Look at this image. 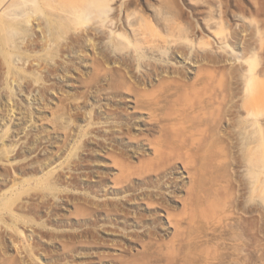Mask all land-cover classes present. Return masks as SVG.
<instances>
[{
	"label": "rangeland",
	"instance_id": "1",
	"mask_svg": "<svg viewBox=\"0 0 264 264\" xmlns=\"http://www.w3.org/2000/svg\"><path fill=\"white\" fill-rule=\"evenodd\" d=\"M5 1L0 264H264V0Z\"/></svg>",
	"mask_w": 264,
	"mask_h": 264
},
{
	"label": "bare ground",
	"instance_id": "2",
	"mask_svg": "<svg viewBox=\"0 0 264 264\" xmlns=\"http://www.w3.org/2000/svg\"><path fill=\"white\" fill-rule=\"evenodd\" d=\"M9 0H6L5 2H8ZM2 2H4V0H0V18H1V16H3L5 13H3V11L1 10V3ZM103 3H102V1H100V2H97L96 3V5H94V6H91V7H87V8H85L84 10H82V8L81 9H75V8H70V10L68 11L67 9H65V11L67 10L68 11V13H67V15H68V18L69 19H73V17L74 18H76L80 23H82V25H83V23L85 24V22H87L88 20H90L94 15H103V13H104V8L103 7H101V5H102ZM128 4V3H127ZM73 5V4H72ZM71 6V5H70ZM80 6H82V5H80ZM90 6V5H89ZM123 6V5H122ZM127 6V5H126ZM4 8V7H3ZM68 8V7H67ZM5 9V8H4ZM110 7L106 10L107 12H108V10L110 11ZM31 11V10H30ZM63 12V11H62ZM127 12V11H126ZM33 13V12H32ZM183 14V13H182ZM141 15V14H140ZM135 16V15H134ZM67 17V16H66ZM130 17V16H129ZM128 17V18H129ZM30 18V17H29ZM128 18H126V20H128ZM221 18V17H220ZM131 19H132V17H131ZM130 19V22L132 21ZM133 19H134V17H133ZM40 20V19H39ZM114 19H112V21H113ZM140 20V19H139ZM221 20V19H220ZM111 21V22H112ZM115 21V20H114ZM31 22V21H30ZM29 22V23H30ZM139 22V21H138ZM221 22V21H220ZM123 24H124V26L127 24L126 23V21H125V19L123 20V22H122ZM122 23H121V25H122ZM133 23V22H132ZM132 23H129V24H132ZM141 23H143L142 22V20H141ZM145 23V22H144ZM168 23V22H167ZM223 24V23H222ZM7 25H9V23H6V24H2V26H1V29L2 28H6L5 26H7ZM109 25H110V19H109ZM112 25H114V24H112ZM142 25V24H141ZM145 25V24H144ZM224 25V24H223ZM39 26V28H41L40 27V25H38ZM84 26V25H83ZM129 26V25H128ZM139 26H140V23H139ZM147 26V25H146ZM149 26V25H148ZM154 26H156V25H154ZM141 28H142V26H140ZM144 27V26H143ZM181 27V26H180ZM38 28V27H37ZM145 28V27H144ZM148 28V27H147ZM135 29H136V27H135ZM135 29L133 28V30L135 31ZM140 29V28H139ZM149 29V28H148ZM156 29V28H155ZM166 29V28H165ZM40 30V29H39ZM41 30H44V29H41ZM127 30V29H126ZM147 30V29H146ZM150 30V29H149ZM160 30V29H159ZM137 32H135V34L134 35H136V33H138L139 34V32L140 31H138V29L136 30ZM45 32V31H44ZM144 32H147L148 33V36L147 35H145V37L144 36H142V35H140L141 36V39L139 40V44H137V43H134L135 45L133 46V48H134V53L133 52H123V51H121V60L123 61V63L125 64V66H126V69L127 70H125L124 72H123V70H122V72H121V78H124L125 77V79H123V80H126L127 81V79H126V77H129V79H130V77H132V75H129L128 76V73L129 72H131L132 71V73L133 72H135V70H134V68L136 67V64L137 63H139V62H137V61H139V56H136V54H135V52L136 51H139V49L142 47V48H144L147 52L149 51L150 53H154V52H156L155 51V48H154V46H155V43L157 42H155L154 41V39H152V37H151V34H150V32L151 31H143V33ZM155 31H153V33H154ZM142 33V31H141V33L140 34H143ZM146 33V34H147ZM41 34H42V32H41ZM137 34V35H138ZM155 34V33H154ZM45 35V34H44ZM48 35V34H47ZM136 35V36H137ZM170 35H171V33H170ZM116 37H120V39H121V50H123V47H122V45H123V40H125L126 38H128V39H130L124 32H122V30H121V32H117L116 33V35H115ZM88 37H90V36H88ZM151 37V38H150ZM203 37V36H202ZM206 37V36H205ZM225 37H226V35H225ZM156 38H157V36H156ZM222 38V37H221ZM45 39V38H44ZM43 39V40H44ZM90 39V38H89ZM118 39V38H117ZM117 39H116V41H117ZM227 39V38H226ZM127 40V39H126ZM47 41V40H46ZM130 42H128V43H130V44H133V42H132V40L130 39L129 40ZM199 42H200V40H198ZM202 41H203V39H202ZM155 42V43H154ZM173 43V42H172ZM177 43V42H176ZM221 43V42H220ZM46 44V43H45ZM172 45V44H171ZM193 45V44H192ZM199 45V44H198ZM139 46V47H138ZM208 46V45H207ZM211 45H209V47H210ZM44 47V46H43ZM125 47V46H124ZM176 48H178V49H181L182 50V52L183 51H185V47L183 46V45H176L175 46ZM225 47V46H224ZM224 49V48H223ZM219 50V49H218ZM225 50V49H224ZM123 52V53H122ZM201 54H199V55H202L203 57L202 58H204V57H209L210 59L212 58V57H214L215 55L214 54H212V53H210V51H203V52H200ZM138 54V53H137ZM250 54V53H249ZM257 54H255V56H256ZM254 56V54H251L250 55V57H248V56H246L245 58H247L248 57V59H245L246 61H248V63L250 62L249 60H251V57H253ZM216 58H218L217 56H216ZM204 59H206V58H204ZM213 59V58H212ZM254 59V58H253ZM213 60H216V59H213ZM238 60V59H237ZM244 59H242V62L245 64V61ZM204 61V60H203ZM208 61V60H207ZM212 61V60H211ZM252 61V60H251ZM137 62V63H136ZM215 62V61H214ZM254 63V62H253ZM250 64H251V62H250ZM148 67H146L143 71H141L140 73L141 74H139V76H135V81L133 82V83H135L134 85H136V86H139V85H146V84H148V83H152V77H153V75L154 74H158L159 73V71H161L160 69H162V70H164V66L162 65V63H158V62H150V63H148ZM246 65V68H247V65H248V70H247V72L249 73V72H251L250 70L251 69H253V67H252V64L251 65H249V64H245ZM250 67H252L251 69H250ZM38 68V67H37ZM245 68V67H244ZM140 70V69H139ZM245 69H243V71H244ZM12 71V70H11ZM253 71V70H252ZM169 72V71H168ZM243 73H246V71L245 72H243ZM248 73H246L244 76H247V74ZM179 75V74H178ZM182 75V74H181ZM207 75V74H206ZM249 75H252L251 73H249ZM256 75V74H255ZM258 75V74H257ZM9 76V75H8ZM13 75H11V77H12ZM138 77V78H137ZM212 77V76H211ZM252 77V76H251ZM159 78V77H158ZM248 78H249V76H248ZM254 78V77H253ZM14 79H15V76H14ZM14 79H13V81H14ZM180 79V78H179ZM178 79V80H179ZM245 79V78H244ZM11 80H12V78H11ZM16 80V79H15ZM123 80L121 79V81H122V83H123ZM177 80V81H178ZM246 80H247V78H246ZM249 80H252V78H249L248 79V81ZM214 81V80H213ZM254 81H255V79H254ZM215 82V81H214ZM251 82V81H250ZM126 82H124L123 84H125ZM128 84V83H127ZM139 84V85H138ZM180 84H182V83H180ZM192 84H193V82H192ZM254 84V83H253ZM122 85V84H121ZM143 85V86H144ZM245 85V84H244ZM248 85V84H247ZM128 87V86H127ZM248 87V86H247ZM129 89H130V91L132 92V87H130V84H129V87H128ZM128 89V90H129ZM215 89V88H214ZM144 90H145V88H144ZM139 92H141V91H143V89L140 91V90H138ZM147 89L145 90V94H143V93H141V95L143 94V96H146V97H143V99L145 98H148V94L151 92H148V94H147ZM139 92H137L138 93V95L140 96V94H139ZM123 92L121 91V94H122ZM153 94V93H152ZM148 95V96H147ZM155 95V94H154ZM213 95H215V94H213ZM212 95V96H213ZM188 96V95H187ZM150 97L151 96H149V99H150ZM214 97V96H213ZM216 97V96H215ZM141 99V98H140ZM143 99H141V100H143ZM148 99V100H149ZM213 99V98H212ZM131 100V99H130ZM152 100V99H151ZM249 100V99H248ZM146 101V100H145ZM154 101V100H153ZM216 101V100H215ZM149 102V101H148ZM246 102H248V101H246ZM141 102H136L135 104V109H137L138 107H140V104ZM150 104V103H149ZM258 104V103H257ZM148 105V104H147ZM245 105H247V103H245ZM249 105V104H248ZM146 106V105H145ZM257 106V105H256ZM147 107V106H146ZM175 107V106H174ZM245 107V106H244ZM193 108V107H192ZM247 108H251V106L249 107H247ZM258 109V108H257ZM175 111L174 112H176V109H174ZM193 110V109H192ZM254 110H255V108H254ZM133 111L135 112V110L133 109ZM199 111H200V108H199ZM248 111H249V109H248ZM261 111V110H260ZM140 112V111H139ZM136 113V112H135ZM197 113H198V111H197ZM260 113V112H259ZM258 113V114H259ZM131 114V113H130ZM177 114V113H176ZM176 114H174V115H176ZM185 114V113H184ZM196 114V113H195ZM194 114V115H195ZM198 115H199V113H198ZM257 114L255 113V115H254V117L256 116ZM171 116V115H170ZM183 116V115H182ZM259 118H260V116H258ZM255 119H257L256 117H255ZM255 121V120H254ZM260 122V120L258 119V123ZM172 125H174V124H172ZM259 125H260V123H259ZM175 126V125H174ZM179 126V125H178ZM257 126V125H256ZM168 127L169 126H166L165 128L168 130ZM172 127V128H171ZM175 127H177V126H175ZM259 127V126H258ZM169 128H171L172 129V132L173 131H178V130H173V126H170ZM250 128V127H249ZM260 128V127H259ZM163 129H164V127H163ZM170 129V130H171ZM177 129V128H176ZM250 129H252V128H250ZM249 129V130H250ZM157 130V129H156ZM160 133V132H159ZM175 133V132H174ZM166 134V133H165ZM253 137H255V136H253ZM166 139H167V137H166ZM165 139V140H166ZM248 139V138H247ZM158 140V139H157ZM157 140H155V141H157ZM162 140V139H161ZM160 140V138H159V142L161 141ZM167 140H169V139H167ZM258 140V139H257ZM170 142V141H169ZM247 142H248V140H247ZM257 144V143H256ZM152 146V145H151ZM154 148H156L155 147V144H154ZM262 151V150H261ZM122 163V162H121ZM262 171H263V169H262ZM262 171H260V172H262ZM260 174V173H259ZM258 174V175H259ZM262 178H261V180H263V176H261ZM260 182V181H259ZM16 183V182H15ZM161 184V183H160ZM259 186V185H258ZM260 187V186H259ZM262 193V192H261ZM263 195H264V193H263ZM152 204V203H151ZM97 209V208H96ZM95 209V210H96ZM103 209V208H102ZM105 209V208H104ZM107 210V208L105 209V211ZM108 210H110V208L108 209ZM111 211V210H110ZM112 212V211H111ZM108 213V212H107ZM123 213V212H122ZM124 214V216H126V214L125 213H123ZM152 230H150L149 231V233L150 234H152ZM149 234V235H150ZM30 244V243H29ZM153 253H151V255H152ZM156 254H159V252H157ZM154 256V255H153ZM116 259V258H115Z\"/></svg>",
	"mask_w": 264,
	"mask_h": 264
}]
</instances>
